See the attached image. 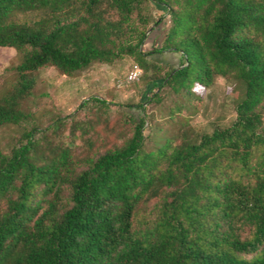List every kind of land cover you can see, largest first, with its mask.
Listing matches in <instances>:
<instances>
[{"label":"trees","instance_id":"1","mask_svg":"<svg viewBox=\"0 0 264 264\" xmlns=\"http://www.w3.org/2000/svg\"><path fill=\"white\" fill-rule=\"evenodd\" d=\"M0 47L19 57L0 126L30 118L22 101L47 66L73 76L128 56L151 89L204 91L220 76L242 90L229 125L152 150L154 90L139 115L84 100L94 115L71 119L68 140L69 116L24 129L0 151V264H264V0H0ZM164 52L178 63L150 58Z\"/></svg>","mask_w":264,"mask_h":264},{"label":"rangeland","instance_id":"2","mask_svg":"<svg viewBox=\"0 0 264 264\" xmlns=\"http://www.w3.org/2000/svg\"><path fill=\"white\" fill-rule=\"evenodd\" d=\"M162 13L161 8L153 5L154 18L161 17ZM166 25L167 18L148 28L144 49L160 46ZM150 58L172 64L179 61L172 52L153 54ZM18 62L19 57L13 48L0 47V97L14 85L17 79L14 66ZM133 63L135 62L131 57L123 56L111 64L92 63L73 76H65L51 66L40 68L35 72V85L31 93L22 101L21 108L30 118L17 125L0 126V151L9 152L24 129L32 125L47 127L57 118L65 116H69V119L64 125L63 137L68 140L67 131L71 119H92L94 106L90 103L83 108L79 106L84 100L94 96L113 104L131 105L127 109L139 115L140 110L135 105L145 101L153 90L158 91V99L145 103V113L150 120V126L144 129L145 150L155 149L166 138L176 139L182 128L199 135L211 132L215 127L227 126L233 121L235 103L242 91L235 80L216 76L204 91L193 87L188 92L183 89L176 93L166 85L156 90L151 89V84H148L149 76H141L133 82L125 81V74ZM110 112L115 113L114 105H110ZM101 136L103 137L102 133ZM100 142L101 140H97L96 144L99 145ZM79 144L76 140L75 145Z\"/></svg>","mask_w":264,"mask_h":264},{"label":"built area","instance_id":"3","mask_svg":"<svg viewBox=\"0 0 264 264\" xmlns=\"http://www.w3.org/2000/svg\"><path fill=\"white\" fill-rule=\"evenodd\" d=\"M140 76H141V69L136 63H133L125 74V81L133 82L138 80Z\"/></svg>","mask_w":264,"mask_h":264}]
</instances>
